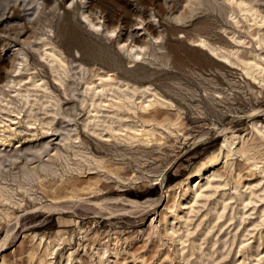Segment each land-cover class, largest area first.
Here are the masks:
<instances>
[{
  "label": "rangeland",
  "instance_id": "374dc122",
  "mask_svg": "<svg viewBox=\"0 0 264 264\" xmlns=\"http://www.w3.org/2000/svg\"><path fill=\"white\" fill-rule=\"evenodd\" d=\"M6 80L0 264H264V0H0Z\"/></svg>",
  "mask_w": 264,
  "mask_h": 264
},
{
  "label": "bare ground",
  "instance_id": "6f19581e",
  "mask_svg": "<svg viewBox=\"0 0 264 264\" xmlns=\"http://www.w3.org/2000/svg\"><path fill=\"white\" fill-rule=\"evenodd\" d=\"M86 18L90 21V23H92L91 20L87 16H85V19ZM28 50L30 51L29 48H28ZM76 56H78V55H76ZM40 58L43 59V60H48V56L47 55H45L44 57H43V55H41ZM41 59H38L37 57L34 58V63L37 65V67H39V71H37V72H39L38 74H43V75L46 74L47 77H48V79L46 80V82H48V84L50 86H52V88H54L56 90L57 89L58 90L59 89L62 90V94L65 95L66 97H68V94H69V79H70V75H69V71H70L69 70V62H66L64 60H59V64H57V63L53 62L52 59H49L48 61H46L48 63V66H47L45 63H43V60H41ZM23 70L25 71L26 69L25 68H21V69L19 68V70H18L19 71V74H16V76H19L20 77L22 75L20 73V71L22 72ZM36 70H37V68H36ZM49 77H51L52 79L49 78ZM27 83H29V81L25 80L23 82V84H22L23 86L25 85V90H27L26 92H28V94H27L28 95L27 102L28 103H30V102L37 103V101H38V98L37 97L39 96L37 90L34 89L35 90L34 92L28 91V90H30L31 87H34V86L39 85V84L38 83H34V84H31V85L28 86ZM5 87L8 88V89L10 88L9 80H6L5 83L0 86V93H2L1 96L4 95L5 91L7 90V89H5ZM32 95H34V97L33 98H30ZM1 96H0V102L2 101ZM12 101H14L17 104L19 102V98L17 100L15 98H12ZM23 103L25 104V102H23ZM63 204L64 203H62V205ZM76 204H77V202H76ZM64 208H66V207H64ZM60 210H61V208H60Z\"/></svg>",
  "mask_w": 264,
  "mask_h": 264
},
{
  "label": "trees",
  "instance_id": "16d2710c",
  "mask_svg": "<svg viewBox=\"0 0 264 264\" xmlns=\"http://www.w3.org/2000/svg\"><path fill=\"white\" fill-rule=\"evenodd\" d=\"M173 181H174V178L173 177H169V179L167 180L168 183H171ZM157 191H158V187H153V188H151L149 191H147L145 193H141V192H136V193L135 192H130L129 193V196L130 197H133V198H137V199H143V198H145L146 196H149V195H151V196L156 195Z\"/></svg>",
  "mask_w": 264,
  "mask_h": 264
}]
</instances>
